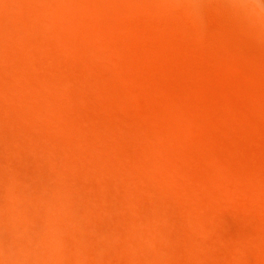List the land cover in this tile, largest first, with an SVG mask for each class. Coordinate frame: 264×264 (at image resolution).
<instances>
[{"label":"rangeland","instance_id":"rangeland-1","mask_svg":"<svg viewBox=\"0 0 264 264\" xmlns=\"http://www.w3.org/2000/svg\"><path fill=\"white\" fill-rule=\"evenodd\" d=\"M120 1L123 7L129 9L133 4L131 2L132 4L129 3V6L126 2L130 1ZM154 1L143 0L142 5L151 22L141 21L136 14L131 19L127 18L128 22L142 31L141 35L131 33L128 38L102 25L96 18H93L96 20L93 25H86L78 8H73V4L69 3L70 6L72 5L71 9L69 4L63 3L64 1L59 4L55 1L63 10H72L77 14L76 17L82 29L79 37L81 41L90 43L93 53L94 62L91 61L90 64L85 59H81L82 64L80 61V65H78L69 57L65 49L59 46L57 41L48 36L43 39L42 45L33 41V37L29 39L30 46H33L34 42L36 43L34 44L35 48L31 47L33 48L32 55H27L14 46L13 54L16 57L14 55L13 57L16 59L7 56L3 58L4 65L7 62L5 68L10 78L12 75L13 79L11 78V80L13 83L15 80L17 81L14 85L18 88L22 87L23 91H29L28 93L32 95L36 91V86L33 87L32 82L29 84V77L41 78L40 76H42L49 85L56 86L59 83V86L63 90L65 89L67 94H63L62 98L55 97L53 99L52 96L48 97L49 94L45 88H38V90L42 89L40 93L44 90L41 95L44 98L45 106L54 113L55 117L58 114L55 120L57 130L54 129V121L41 117L39 119L33 113L34 116L31 115L33 117L27 116L29 118L26 117L25 120V131L28 136L27 142L31 141L28 143L31 149H28L23 161L16 165L11 161L6 162L8 165L6 166L0 161V173L2 176H7L6 178H15L20 183L24 181L30 188L36 186L40 189L44 185L47 191L49 189L54 191L57 189V183L62 182L66 185L65 190L80 191L86 200L87 207L94 213L93 226L98 227L100 224L103 226L104 223L106 226L103 227L112 232L111 244L105 246L106 252L98 264H264V186H257L251 180L245 179L243 182L245 187L241 188L229 176L216 177L213 168L198 156L213 135L221 141L230 140L228 143L235 141L233 138L237 131L229 125L236 118L233 113V109H235L233 96L235 94H242V98H246L244 103L255 109H260L263 106L260 90L264 87V73L252 72L249 67L254 66L260 70L264 67H260L264 65V0H167L169 1L167 3L166 0H156L155 4L164 5L162 7H166L171 12L169 15L171 19L173 18V25L167 24L160 18L161 16L152 7ZM194 3H197V7ZM61 4H64L63 7ZM194 7L195 9H193ZM25 9H28V12L30 11L32 14H37L33 7H25ZM51 10H43L47 30L64 33L73 39L71 31L69 33L70 27L68 25H65L64 28L62 25L59 26L55 11ZM38 18L37 14L34 19ZM22 25H27L26 20L22 22ZM196 27L203 36L201 38V43L204 41L202 47L204 46L208 55L205 68L189 51L188 43L178 36L181 33V35L186 33L192 35L191 33L195 32L194 28ZM95 35L102 36V42L108 52L106 60L114 65L117 71L108 68L105 72L97 62V59L101 57V52L94 42ZM159 35L164 36L169 43H164L158 38ZM219 41L223 45L225 44L224 49L220 48L221 42L219 44ZM80 44L78 45L80 47H76V49L78 48L77 51L83 56L87 51ZM38 51H43V53L46 51L50 55V60L45 61L46 65L40 58L43 53L39 56ZM58 52H60V61H58L60 64L56 65L61 68L60 79H57L52 71L55 62L58 63L54 61L56 60L55 54ZM16 60H18L17 64L20 63L18 64L20 76L14 69ZM73 67L77 71L72 84H70L68 81L71 77L68 70ZM85 68L87 69L84 70ZM0 73V84H2L7 81V78L4 77L6 81L3 82V74L1 71ZM160 74H164V80ZM103 77L107 78L109 87L115 94H108L106 89L101 88L99 83ZM170 78L179 81H183L184 78L188 79L190 90L183 93L182 89L177 87L175 90L178 92V98L172 99L164 90L165 86L170 85ZM85 93L95 95L96 101H93L95 96L88 97ZM1 99L3 103H0V111L5 114L7 104L3 96H0ZM97 104L103 105L104 109ZM220 104H225L228 107L227 110L223 109ZM97 107L99 112L96 111ZM7 109L10 110L8 107ZM2 112L0 114L3 118L9 116V111L4 116ZM244 112L245 115L242 114V118L245 117L244 119L250 123V127L256 128L258 125L260 127L259 123L263 124L262 127L264 126L261 116L248 112V110H244ZM95 118L99 120L97 121ZM11 124L7 127L5 124L3 127L0 125V130L2 129L1 131L5 133L9 132V135L11 132L12 134L15 131L20 132V127L16 129L15 122ZM82 125L86 128V138L80 131ZM95 127L97 128L95 129ZM262 127L260 130H264ZM261 132L263 131L259 132L261 134L259 137L262 139L263 145L264 136H261L264 134ZM53 136L58 137V143L53 142ZM169 136L183 151V161L188 166L207 170L204 177L192 173L190 167H182L180 162L182 157L175 152V147L169 141ZM245 140V138L240 140L242 142L240 144L250 147L251 141ZM77 142L79 145L73 149L71 146ZM90 143L96 144L98 147ZM232 143H229L230 148H233L230 153H234L235 155L232 154V156L235 157L237 150L233 145H237L239 142ZM219 144V142H213V145L222 151L220 148L223 146ZM33 145L38 146V149L33 148ZM262 145L253 147L257 146L259 149L257 151H260L258 154H262L261 157L264 158V145ZM148 150H152L158 156L154 166L147 164L144 154ZM232 150H236V152ZM90 153L97 154L100 156L99 158L102 157V160L104 158L106 168H101L98 160L95 161ZM246 155L244 156L247 159L248 157L252 158L249 154ZM258 156V159L261 158L260 155ZM178 157L179 159H177ZM166 159L167 161H165ZM172 159L173 161H171ZM254 161L255 163H253ZM222 162V160L216 161V165L220 169L224 164ZM253 162L255 166L251 163L252 169L250 168V170L257 179L264 182V171L259 168L261 166L256 160ZM256 163L259 166H256ZM3 168L5 169L2 170ZM18 168L20 171L22 170L21 178L15 173ZM138 173L144 175L145 179L148 177L154 182L153 184L157 185H153L154 188L152 187L150 190L147 189L144 184L138 182ZM208 176L220 186L217 195L212 194L211 188L206 183ZM162 182L165 189L169 187L164 190L166 194H163ZM112 183H115V186ZM190 187L195 193L194 202L186 196V190ZM61 189L58 184V190ZM158 189H160L159 192ZM96 197L104 202L108 217L102 215L103 219L97 218L96 210L100 208L101 203L98 204ZM148 197L154 201L148 202ZM159 197H161L160 200ZM1 198L0 193V200ZM136 198L139 199L138 203L135 202ZM23 201L30 209L37 212V214H33L30 211L28 215L31 221L39 216L46 218V213L41 210L34 199H23ZM195 203L197 204L195 205ZM132 204L134 205L132 206ZM135 205H138L137 208ZM142 206L143 208H141ZM202 208L203 211L200 210ZM197 209L198 213H196ZM154 213H162L160 214L162 217L165 215L161 228H157L156 225H153L154 228L146 226ZM205 213H207L205 218L208 220L202 217V221L205 220L203 223L198 215L204 216ZM13 222L16 226H21L18 219H14ZM155 233L158 235L156 236ZM87 247H90V244ZM129 253L131 258H129ZM155 258H157V262L154 261Z\"/></svg>","mask_w":264,"mask_h":264},{"label":"bare ground","instance_id":"bare-ground-1","mask_svg":"<svg viewBox=\"0 0 264 264\" xmlns=\"http://www.w3.org/2000/svg\"><path fill=\"white\" fill-rule=\"evenodd\" d=\"M55 1L58 4H59V2L62 3L61 1H64L63 3H65L66 5L69 3L73 4L74 5L73 8L74 7L78 8V12L81 13L80 15L82 18H84L83 20L85 21L86 25H88V26L93 25L96 21V20H93V18L94 19L96 18L102 25L109 27V28L121 33L123 35V37H127V38L130 36L131 33H135L136 35L142 34V31L139 28L133 26V24H131L130 22H128L127 18L131 19V17L135 16V14H136L140 18L141 21L151 22V19H149V17H147L145 9L142 8L143 7L142 6L143 0H128L130 2H126V3H128L129 6H130V4H132L131 2H133V4H134V5L132 4L133 6L131 5V7H133V8L130 7V9L123 7L120 3L121 2L120 0H109L108 2H106L105 0L104 1L103 0H0V71L3 74V78L4 77L7 78V81L5 80V78L4 79L2 78L3 82H4V80L6 82L0 84V93H1L0 96L4 97L5 103L7 104V106H5L6 110L5 111L3 110L4 113L6 114V112L9 111L8 112L9 116H7V117L5 116L4 117L5 119L0 114V125H2V127H3L5 124V126L7 127L11 123L15 122V124H17L16 129H17V127H20V132H16L15 130H13V131H15V133L12 134V132H11V135H9L10 134L9 132L5 133V132L1 131L2 129L0 130V161L3 162L4 164H6V162L8 163L11 161H13L15 163V165H16V163H20L21 161H23L24 155L27 153L28 149L29 148L31 149V147L28 144L31 141L27 142L28 136H27V133L25 131L26 130L25 120H26L27 116L30 117L31 115L34 114L35 116H38L39 119L41 117V118H45L47 120H51L52 122L54 121L53 126H54V129H56L57 124L55 123V120H56L58 114L55 117L54 113L45 106L44 98L41 95V94H43L42 92L44 90L41 93H40V91L45 88V90H47L48 94H49V96H48V94L45 93L46 96H48L49 98H50V96H52L53 99H55V97H58V98H62L61 96L64 97L63 94H67V91H65V89L63 90L59 86V83L56 84V86H53L51 84L49 85L42 78V76H40L41 78L29 77V79H28L29 84L32 82L33 87L36 86V88H35L36 91H34V93H32V95L30 93H28L29 91L28 92L23 91L22 87H20L21 88L20 89V88L16 87V85H14L17 83V81L15 80V83H13V81L11 80V78H12L11 74L12 73L10 74L11 75V78H10V76L8 75L6 68H5V65H7V62L4 65L3 58L5 56L11 57V58L13 57L14 46L18 47L17 50L19 49V50H22L27 55H32L33 54V48H35L34 44H36V43L34 42L33 46H30V44L28 42L29 39L33 37V39H34V40L32 39L33 41H36L37 43H40L42 45L43 39L46 36H48L51 39L57 41L60 44L59 46L64 48L65 51L67 52V54L69 55V57L75 63H78V65H80L79 63H80L81 59H85V61H87V63H89V64L91 61H93V59H92L93 53L91 50L90 43L81 41V39L79 37V34L82 31V29H81V27H80L81 25H79L78 19L76 17L77 14L72 10H63L60 7V5L58 6L55 3ZM134 2H136V3H134ZM146 2H149V1H146ZM155 2H156V0L154 1L152 7L159 14V16H161L160 18H162L167 24L173 25V23H174L173 18L171 19L170 15H169L171 12H169L166 7H162L164 5H159V3L157 5V4H155ZM165 2L167 3L169 1L166 0ZM70 4H69V7L72 6V5L70 6ZM62 5H64V4H61V6ZM194 5H196V7H197V3L196 4L194 3ZM146 6H145V8H146ZM25 7L26 8L27 7H33L35 9V11L37 12L39 18L35 20L34 18L37 16V14L36 13L32 14V12H30V11H29L30 12L29 13L28 9H25ZM173 7H174V5H173ZM183 7H186V6H183ZM47 9H52L53 11H55L54 13L56 14V21H57V24L59 26L62 25L64 28L65 25L66 26L68 25V27H70L71 30H69V33L71 31L70 34L71 35L73 34V36H74L73 39H72V37L69 38L68 35L66 36L64 33L62 34L61 32H57V31L56 32H53V31L50 32L49 30H47V28H46L47 22L44 20V15H43V10H47ZM71 9H72V7H71ZM193 9H195V7ZM133 13H134V15H133ZM207 13H209V12H207ZM178 14H180V13H178ZM78 17L80 18V16H78ZM25 20H26L27 25L23 26L25 24L22 25V22H25ZM83 20H81V21H83ZM232 20H234V19H232ZM210 21H211V19H210ZM213 21H214V19H213ZM153 22H152V24H153ZM191 29H192V27H191ZM194 29H195V32L194 33L192 32L191 33L192 35H188V33H186L185 35H181L182 34L181 33L180 34L181 36L180 35H178V36L180 37V39H182L183 41L188 43L189 48H190L189 51L192 53V55L195 57V59L199 62V64L203 68H205L206 63L208 61V55L204 49V46L202 47V45H203L202 43L204 41L201 43V38L203 36L201 35V32L199 30H197V27ZM187 32H189V31H187ZM220 32H222V31H220ZM236 34H235V36L238 35V34L237 35ZM233 35H234V33H233ZM233 35H231V36H233ZM240 37H241V35H240ZM158 38L161 39L164 43L167 42V39H165V37L162 35H159ZM234 41H236V40H234ZM94 42L97 45L99 52H101V57L99 59H97V62L100 64V66L103 68V70L106 72L108 70V68H112L113 70L117 71V68L114 65H111L108 60H106L108 58V52H107V48H106L105 44L102 42V36L101 35H95ZM220 42L221 41H219V44H220ZM167 43H169V42H167ZM215 43H217V42H215ZM79 44L81 45V47L83 46L84 49H86V51H87V53L86 54L84 53L83 56H82V54L79 53V51H77L78 48L76 49V47H80V46H78ZM221 44H222V42H221ZM221 44H220V48L225 46V44L224 45L222 44V46H221ZM11 45L13 46L12 48L10 47ZM31 47H33V48H31ZM92 47H94V46H92ZM54 48H56V47H54ZM47 49H49V47H47ZM223 49H224V47H223ZM38 50H40V49H38ZM90 50H91V52H90ZM35 51H36V49H35ZM40 52L38 53L39 56L43 53V51H40ZM59 53L60 52L55 54L56 60H54V61H57V62L60 61ZM46 54H47L46 51H44V53L40 56V58L43 59L44 64L46 63L45 61H48L47 59H49V56H50L49 54H47V55ZM15 57H13L12 59L15 60L16 59ZM14 62H15L14 63L15 64L14 65L15 72L20 76L21 73L18 71V68H19L18 64H20V63L17 64L18 60L14 61ZM56 64L59 65L60 62H58V63L55 62L54 66L51 65V66H53L52 71L56 75L57 79L58 78L60 79L61 78V72H60L61 68H59ZM81 64H82V61H81ZM11 65L13 66V64H11ZM91 65H93V64H91ZM89 66H88V68H89ZM258 66H260V64H258ZM262 66H264V65H261L260 67H262ZM75 67H76V65H75ZM263 68H261L262 70H260V68L259 69L254 68V66L249 67V69L252 72H263L264 73ZM86 69L87 68H85L84 70H86ZM76 71L77 70L74 67H73V69L68 70L69 76L71 77L68 81L70 84H72V82H73L72 80L76 75ZM40 75H42V74H40ZM160 75H161V78L164 80V77H165L164 74H160ZM1 77H2V75H1ZM14 78H15V76H14ZM25 79H27V78H25ZM174 79L175 78L169 79L170 85L165 86L164 90H165V92L167 91V94L169 95V97H172V99H174V98L177 99L178 98L177 97L178 92H176L175 89L177 87H180L178 89H180V90L182 89L183 93H185V91L188 92L190 90V81L186 78H184L183 81L174 80ZM24 81H26V80H24ZM100 81H101V83H99V84H101V88L106 89L108 94H112V95L115 94L113 89L109 87V81L107 80L106 77H103L102 80H100ZM17 86H18V84H17ZM174 86H175V88H174ZM26 87H24V88L26 89ZM40 87L42 89L38 90V88H40ZM93 87H97V86L93 85ZM30 88H32V87H30ZM37 90H38V92H37ZM26 91H27V89H26ZM89 93H85V94H87L88 97L89 96L91 97L93 94L88 95ZM260 93H261L260 97L262 100L261 103H263V106L260 109H255L251 105H246L244 103V100L246 98H244V97L242 98V96H241L242 94L240 95V93L239 94L237 93L233 96L235 109H233L234 112L233 111L232 112L235 113V115L234 114L233 115L236 118L233 117L234 120H232L229 123V125L232 126L233 130L235 129L237 131V134H235L236 137L233 135L234 136L233 139H235L236 143L239 142V144L233 145V147L237 150V153H236L237 156L233 157L235 154L232 153V154H234L232 156V154L230 153L231 149H233V148L232 147L230 148L229 143L231 144L232 141L229 143H228V141H230V140L225 141V139H224V141L223 140L221 141V140L217 139V137L214 135L209 138V142L206 143L205 147L198 154L200 159H202L203 161L208 163L213 168V172L216 174V177H219V176L224 177L225 175L229 176L241 188L245 187V185L243 183L245 179L251 180L257 186H264V182L257 179L254 176V174L252 173V171L250 170V168H251L250 165L252 166V164L255 163V161L253 162V160H256V162L261 166L259 168H262V170L264 171V158H262L263 156L261 157L262 154H258V153H260V151L259 152L257 151V149H258L257 146L258 145L260 146V144L262 145V139H260V137H259L261 134L259 132L263 131L261 133L264 134V130H260V128L262 127L261 125H263V124L258 122L260 124V127H258L259 125L257 126L258 128L256 127L257 130L259 129L257 131V130H255L256 128H254L253 126H251L252 128L250 127V123L248 121H246V119H244L245 117L242 118V114H243V116L245 115L244 110H248V112H253L255 114H258L257 116H261L264 120V87L262 88V90H260ZM94 96L95 95H93V97ZM258 96H259V94H258ZM96 98L97 97L95 96V100H93V101H96ZM47 100H48V98H47ZM0 101H2V99ZM0 103H3V101ZM97 105L99 107L101 106V104H97ZM220 105L222 106L223 109L227 110L228 107L225 104H220ZM102 106H101V108L104 109V107H102ZM7 107L10 110H8ZM1 108H3V107H1ZM95 108H96V106H95ZM96 111L99 112L98 107H97ZM0 112H2V111H0ZM2 114H3V112H2ZM5 114H3V116ZM33 116H31V117H33ZM97 116H98V114H97ZM29 117H27V119ZM258 118H260V117H258ZM262 118H261V120H262ZM27 121H29V120H27ZM52 122H51V124H52ZM262 123H264V122H262ZM11 126H12V124H11ZM11 126H10V128H11ZM95 126H97V124ZM87 127H89V126H87ZM0 128H1V126H0ZM96 128L97 127H95V129ZM6 129H8V128H6ZM3 130H5V129L3 128ZM17 131H19V130H17ZM80 131H81V133H83V135L85 137L86 128L84 125L81 126ZM3 133H5V135H3ZM263 136L264 135H262L261 137H263ZM69 137H71V136H69ZM168 138H169V141L172 143L173 147H175L176 151L174 149L173 150L175 152H177L180 157H182L180 159L182 167L189 168L190 166H188L183 161V151L181 149H179V147L175 143V140L172 137L169 136ZM244 138L246 139L245 141H247V139L249 141H251L250 147L247 145L245 146L243 144H240V143H242V142H240V140H243ZM235 141H233V143ZM53 142L58 143V137L53 136ZM73 142H74V140H73ZM86 142H88V141H86ZM213 142L214 143L219 142L221 144V146H223L222 148H220V149H222V151H219L218 150L219 148H216L213 145ZM70 143L72 144V142H70ZM80 143H82V142H80ZM84 143H85V141H84ZM90 144L97 146L96 144H93V143H90ZM78 145H79V142H77V144L73 143V145L71 147L73 149H76ZM255 145H257L256 148L253 147ZM262 146H261V148H262ZM33 148L38 149V146L33 145ZM263 148H264V146H263ZM236 150L235 151L232 150V151L236 152ZM156 152H158V151H156ZM177 153H175V154H177ZM90 154L93 156V159L95 161L98 160V162H99L98 164H100L101 168H106L105 167V161H103L104 158L102 160V157L99 158L100 156H98L97 154L96 155L92 154V153H90ZM246 154H249L250 157H252V158L249 159V157H248V159H247L244 156ZM83 155H85V154L83 153ZM144 155L146 156V160L148 162L147 164L154 166L157 163L158 156H156L152 150H148ZM258 155H260L261 158L258 159V157H259ZM246 156H248V155H246ZM169 158L171 159L172 157H169ZM85 159H87V158H85ZM177 159H179V157ZM218 160H222L223 161L222 163L225 164V165L223 164V167L221 169L216 165V161H218ZM165 161H167V159ZM171 161H173V159ZM171 161H169V162H171ZM1 162H0V164H1ZM257 163H256V166H259ZM92 164H94V163H92ZM253 165L255 166V164H253ZM6 166H8V165L6 164ZM2 167H4V165H2ZM179 167H180V165H179ZM0 168H1V166H0ZM108 168H109V166H108ZM156 168H157V166H156ZM4 169L5 168H3L2 170H4ZM190 170L195 175H202L203 177L207 174V170H203L200 167L193 166V167H190ZM21 171L18 168L15 172L16 175L20 178L22 177ZM154 172L156 174V171H154ZM0 174H1L0 175V193L2 196V198L0 200V264H98L99 262L102 261V257L104 255V252H106L105 246L111 244V238L110 237L112 236V232L110 230H107L106 227H103V226H106V225H104V223H103V226L101 224L98 225V227L93 226L92 217H93L94 213L91 212L89 210V208L87 207V204L85 202L86 200L82 197V194L80 191L70 192L68 190H65L66 185H64L62 182L57 183V185H56L57 189L54 191H52V190L50 191V189L47 191L46 186H44V185L41 186L40 189L36 186L30 188V186L27 183H25L24 181L22 183H20L15 178H11V177L6 178L7 176H4V175L2 176V173H0ZM148 174H149V172H148ZM153 175H154V173H153ZM153 175H150V176L154 177ZM118 177H119V175H118ZM155 177H156V175H155ZM112 178H114V177H112ZM154 179H156V178H154ZM137 180H138V182L144 184L147 187V189H149V190L152 189V187L154 188L153 185H157V184H153L154 182L151 179H148V177H147V179H145L144 175H141V174H139V176L137 177ZM171 180H172V178H171ZM115 181H117V180L115 179ZM160 181H161V179H160ZM164 182H165V180H164ZM165 183H167V182H165ZM206 183L211 188L212 194L217 195L218 189H220V186L217 185L215 180H211V177L208 176ZM58 184H60V186L62 188L61 190H58ZM114 184L112 183V185H114ZM163 184L164 183L162 182V187H164V189H163V194H164L165 193L164 190L169 189V187L167 186L168 188L165 189V186H163ZM168 184H169V182H168ZM120 185H121V183H120ZM160 185H161V183H160ZM170 189H171V186H170ZM101 190H102V187H101ZM159 191H160V189H158V192ZM150 192L152 194V191H150ZM169 192H171V191H169ZM148 194H150V193H148ZM186 194H187L186 196L188 198L190 197L189 199H191L194 202L195 193L191 187L188 190H186ZM127 197H128V195H127ZM135 197H137V196H135ZM161 197H159L158 199L160 200ZM30 198L34 199L35 202L41 208V210H43L46 213V218H41L39 216L37 219H35V220L32 219V221H31L28 214L30 213V211L33 214H37V212L35 210L30 209L26 205V203L23 201V199L27 200ZM96 198H97L96 200L98 201V204L101 203L100 208L98 210H96L97 211V214H96L97 218L101 219L102 215H105V217H108V213L105 211L104 202H102L101 200H98V197H96ZM150 198H149V200H151V201L147 200L148 202H152L153 199H150ZM137 200H139V199L136 198L135 202L138 203ZM118 201H119V199H118ZM143 202H144V200H143ZM134 204H132V206ZM196 204L197 203H195V205ZM96 206H98V205H96ZM137 206L135 208H137ZM145 207L147 208V206H145ZM141 208H143V206ZM198 208H200V207L198 206ZM138 209H136V211H138ZM200 210L203 211V208ZM200 210H199V212H200ZM205 211H207V210L205 209ZM141 212H143V211H141ZM196 213H198V209H197ZM160 214H162V213H160ZM160 214L154 213V215H152L151 219L148 217L149 221L147 222L145 220V222H147L146 226L148 228H154L155 226L153 227V225H156L157 228H161L162 223H163V219H165L163 217L165 215H163V217H162V215H160ZM202 214H203V212H202ZM205 215H207V213H205L204 216H200V214H199L198 217L199 218L201 217L200 220L202 221V219L205 218ZM123 217H124V215H123ZM134 217H136V216H134ZM172 217H174V216H172ZM194 217H195V215H194ZM198 217H197V219H198ZM138 218H140V217H138ZM14 219L19 220V222L21 223L20 227H18L14 224V222H13ZM205 219H207V218H205ZM141 220H143V219H141ZM201 221H200V223H201ZM204 221H202V222L205 223ZM95 225H97V224H95ZM135 227H136V225H135ZM201 227H202V224H201ZM142 230H144V229H142ZM14 233H16V235H14ZM190 234H191V232H190ZM157 235L158 234H156V236ZM144 238H145V235H144ZM156 240H157V238H156ZM88 244H90V247H87ZM155 246H156V244H155ZM133 250H134V248H133ZM128 255H129V258H131L130 253ZM154 261L157 262L158 261L157 258H155Z\"/></svg>","mask_w":264,"mask_h":264}]
</instances>
